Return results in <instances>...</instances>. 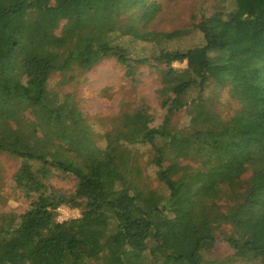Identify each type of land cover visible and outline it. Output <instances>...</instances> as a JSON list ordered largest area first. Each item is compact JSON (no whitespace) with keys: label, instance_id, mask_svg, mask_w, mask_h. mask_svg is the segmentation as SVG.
Masks as SVG:
<instances>
[{"label":"trees","instance_id":"1","mask_svg":"<svg viewBox=\"0 0 264 264\" xmlns=\"http://www.w3.org/2000/svg\"><path fill=\"white\" fill-rule=\"evenodd\" d=\"M145 1L0 0V152L20 160L14 180L30 200L16 228L0 227V264H221L202 256L221 224L231 227L224 241L234 259L264 264V7L245 16L237 9L202 15L196 71L172 67L195 50H160L154 61L164 115L156 127L142 105L117 117L119 127L104 132L99 149L70 96H51L52 73L85 72L106 58L134 80L135 67L149 59L130 57L114 33L121 11ZM213 73L239 105L226 120L205 106ZM183 108L188 126L174 128ZM165 139L186 141L209 193L177 200L180 186L164 171L167 196L133 179L140 170L132 168V148L148 145L159 167L170 154L157 143ZM31 163L74 176L75 192L67 197L36 180ZM221 198L232 202L224 213L211 204ZM63 205L81 216L56 222ZM173 206L178 213L169 218ZM158 243L160 254L152 251Z\"/></svg>","mask_w":264,"mask_h":264},{"label":"rangeland","instance_id":"2","mask_svg":"<svg viewBox=\"0 0 264 264\" xmlns=\"http://www.w3.org/2000/svg\"><path fill=\"white\" fill-rule=\"evenodd\" d=\"M263 7L264 0H146L143 5L130 6L121 11L118 32L114 33V37L127 48L130 57L149 59L148 65L135 67L134 80L126 78L125 68L117 64L114 58H106L85 72L73 69L65 74L52 73L48 79V89L55 102L63 99L65 95L70 96L72 105L90 128L95 145L102 149L105 145L104 132L113 126L119 127L117 117L124 112L144 105L150 115V127H156L161 123L164 111L159 108L157 91L161 85L154 61L160 50L182 52L195 50L189 59L182 63L174 62L172 67L179 71L187 69L196 71L199 62L197 50L204 44L203 36L196 28L202 15L206 17L213 13L228 15L237 9L239 15L245 16ZM177 31H183L184 34L176 37ZM218 81L220 80L215 73L209 76L208 85L204 90L205 106L226 120L238 110L239 105L237 100L230 96L229 87ZM194 95L195 92L192 91L187 98L190 99ZM188 120L187 109L183 108L174 114L171 125L183 129L188 126ZM157 141L165 149H169L170 154L163 165L157 167L156 157L148 145L134 146L130 154L132 168H138L140 175L133 171V179L140 185H147L160 195L167 196L169 191L160 180L161 172L164 171L176 186H180L177 190V200H183L188 194L201 196L209 193L210 188L196 176L198 164L188 158L186 141L177 139ZM31 166L37 176L36 180L46 186L67 197L75 192L77 180L74 176L62 173L51 165L31 163ZM19 167L20 160L0 152V227L16 228L20 223V217L29 209L30 200L25 197L14 180ZM247 176L249 173L242 179H246ZM182 193H185V196L181 198ZM211 204H215L220 212L224 213L231 207L232 202L221 198L212 201ZM177 213L178 209L173 206L168 217L172 218ZM80 216L81 209L63 205L56 210L55 221L63 222ZM229 233L230 225L218 226L215 231L216 242L212 249L202 252L203 259L221 264H258V260L242 262L234 259L233 249L224 241V235ZM164 237V244L169 246L171 243L169 237ZM110 246H118L113 238L110 240ZM161 247V243H158L152 247V251L160 254ZM149 259L150 257L147 258Z\"/></svg>","mask_w":264,"mask_h":264},{"label":"built area","instance_id":"3","mask_svg":"<svg viewBox=\"0 0 264 264\" xmlns=\"http://www.w3.org/2000/svg\"><path fill=\"white\" fill-rule=\"evenodd\" d=\"M58 209H60V207L59 208H57L56 210H58ZM58 212V211H57Z\"/></svg>","mask_w":264,"mask_h":264}]
</instances>
